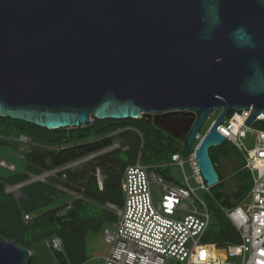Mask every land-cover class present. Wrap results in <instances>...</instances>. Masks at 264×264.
Segmentation results:
<instances>
[{
    "label": "water",
    "instance_id": "1",
    "mask_svg": "<svg viewBox=\"0 0 264 264\" xmlns=\"http://www.w3.org/2000/svg\"><path fill=\"white\" fill-rule=\"evenodd\" d=\"M251 108L246 125L264 113V0H0V117L56 130L199 113L192 152L221 111L195 153L213 185L217 128ZM30 257L0 235V264Z\"/></svg>",
    "mask_w": 264,
    "mask_h": 264
},
{
    "label": "built area",
    "instance_id": "2",
    "mask_svg": "<svg viewBox=\"0 0 264 264\" xmlns=\"http://www.w3.org/2000/svg\"><path fill=\"white\" fill-rule=\"evenodd\" d=\"M230 113L217 130L225 137V142L231 143L243 155L245 168L253 175V187L241 203L234 207L221 206V212L239 232L240 243L219 248L217 244L204 240L212 217L196 190L211 193L221 180L207 185L195 153L216 118L204 133L202 126L192 152L188 148L189 153L185 154L186 142L178 141L181 151L173 154L166 164L180 170L185 187L169 174L162 173L164 164L143 163L141 155L135 163L126 165L121 179L122 204H116L113 211L116 218L103 230V240L109 246L107 253L99 258L104 264H171L172 261L175 264H264V113H260L250 125L245 122L253 114L252 108L234 111L232 115ZM195 114L181 113L185 117ZM207 119H210V115ZM247 138L253 144L252 147L245 141ZM19 141L27 144L32 142L25 135H21ZM186 164L190 167L191 175L185 170ZM68 166L51 169L44 176L66 177ZM7 168L14 171L15 165ZM191 181L198 187L192 186ZM155 185L161 186L165 192L156 193ZM99 187L103 189L100 183ZM10 189L12 192L13 188ZM82 197L76 193L74 200ZM50 244L52 250L64 251L59 237L52 238ZM219 250L224 252L223 263L218 262L215 256Z\"/></svg>",
    "mask_w": 264,
    "mask_h": 264
},
{
    "label": "trees",
    "instance_id": "3",
    "mask_svg": "<svg viewBox=\"0 0 264 264\" xmlns=\"http://www.w3.org/2000/svg\"><path fill=\"white\" fill-rule=\"evenodd\" d=\"M233 112L231 111L230 115ZM176 114L181 115V113ZM155 116L144 114L141 119L127 120H100L92 117L86 125L56 130H48L21 120L0 117L1 135L17 137L25 135L34 143V151L26 154L29 162L26 172L16 173L8 178L6 182L9 184L29 181V173H40L39 167L54 169L112 146L114 140L110 134L120 129H123L120 136L129 143L127 151L115 152L114 157L109 160L110 164L99 166L104 174V188L100 189L95 175L89 176V179L82 185L84 189H79L83 197L65 206L67 211L62 215H58L60 209L58 208L25 220V215L54 203L51 196L61 193L56 188L57 179L51 178L50 184L43 182L29 184L24 188L27 198L19 200L7 193L5 186L0 183V235L7 240H15L30 251L45 238L60 237L64 251L52 250L58 264H90L86 252V235L90 232L99 233L104 225L115 220V213L104 208V205L107 202L122 204L121 179L126 165L135 163L139 155L143 163L167 162L171 160L173 154L181 151L180 144L176 140L185 141L187 144L189 133L175 135L169 129L157 124L154 121ZM182 116L181 120L189 123L187 129L189 132L192 123L199 117V113L194 116ZM2 143L6 142L0 141V144ZM223 145L236 160L235 176H239L240 180L234 194L224 196L223 199L221 198L222 203H219L224 207H234L249 194L243 180L245 177H251V172L245 168L243 155L231 143L224 142L220 146ZM184 153H189L187 145ZM46 159H50L47 165L45 164ZM211 159L215 165L214 159L212 157ZM163 169L161 171L165 174ZM65 174L71 182L83 177L78 178L79 175L70 170H66ZM220 185L221 183L218 186ZM204 240L215 243L221 248L228 244L240 243V235L228 218L222 212H217V222L210 225ZM29 264H40L36 254L31 255Z\"/></svg>",
    "mask_w": 264,
    "mask_h": 264
},
{
    "label": "rangeland",
    "instance_id": "4",
    "mask_svg": "<svg viewBox=\"0 0 264 264\" xmlns=\"http://www.w3.org/2000/svg\"><path fill=\"white\" fill-rule=\"evenodd\" d=\"M221 111H215L212 114H210V119H207L205 123L203 124V131L209 127L212 120L218 118ZM156 114H152L149 116H155ZM160 117H154V121L157 124L162 125L163 127L169 129L172 131L175 135H180L182 133H189L187 129L189 128V123L184 121L181 118L182 115H177L176 117H171L167 115H159ZM195 123V122H194ZM193 123V124H194ZM192 124V127H193ZM131 128V127H130ZM129 128V129H130ZM191 129V128H190ZM123 129H120L114 133H111V137H113V144L112 147L108 149H103V151L92 153L90 155L84 156L80 159H77L76 163L70 162L67 163L69 168L68 170L73 171L77 173L79 176H83L80 179H77L75 182L69 181L66 177H49L47 178L44 176L49 170L46 168L39 167L38 170L40 173H29V183L32 184L35 182H43L46 184L51 183V178H55L58 181V184H62L64 186H57L58 190L61 192L59 195H57L56 198H53L54 203H52L50 206H46L41 209L35 210L34 213L26 215L29 217H25V220H29L32 217L38 216L40 214H43L47 211L53 210V209H59L58 215H62L66 213V207L68 206L72 200H74L75 196V190L79 192L80 188H83L82 185L85 184L86 180L89 179V176L95 175V177L98 179L101 187H104V174L102 173L101 167L99 166H107L110 164V159L114 157L115 152L117 151H127L129 149V143L127 140L122 138L120 136ZM6 143L0 144V160L5 161L7 164L6 167L9 165H15L16 171H9L8 169L0 166V183H4L5 185V191L7 193L12 194L17 200L21 198H27L25 193L19 192V188H22L23 184L15 186L16 188L14 192H11V185L6 184V180L16 173H25L27 169V165L29 164L27 158L23 155L25 154H31L33 150L34 143H23L19 142V136H11L9 139H2ZM249 147H252L253 144L250 143V140L247 138L245 140ZM178 143V140H176ZM112 148V149H111ZM53 150V149H50ZM210 155L214 159L216 169L218 174L220 175L221 179V185L214 188L211 193H206L204 190L197 189L196 194L198 197H200L205 204L208 206L210 213H211V225L215 224L217 222V212H221V204L222 199L226 195H233L234 192L237 190V186L239 183V176H235L236 173V160L233 158L232 155H230L226 149V146H215L210 149ZM98 156V157H97ZM96 157L98 158L96 160ZM100 158V159H99ZM97 161V162H96ZM48 162H50V159L45 160V164L47 165ZM169 161L164 162L162 164L165 165L163 171L165 173L169 174L173 179L177 181V183L183 187L186 186L183 178L182 173L176 166L168 167L166 166ZM185 170L188 175H191V170L188 164L185 165ZM40 178H37L39 177ZM244 184L246 185L249 192L251 191L253 187V175L251 173V177H245L244 178ZM192 186L198 187V185L195 184L194 181H191ZM27 186V185H25ZM22 190V189H21ZM68 190V191H67ZM154 190L156 193H159L160 191L165 192L162 187L155 185ZM70 191V192H69ZM68 192V193H67ZM71 192H73L71 194ZM158 197V194H157ZM222 198V199H221ZM220 202V203H219ZM115 203L107 202L104 205V208L107 210L114 211L115 210ZM65 207V208H64ZM109 223L104 225V227L101 229L99 233L90 232L86 235V252L90 259V264H104L103 260L99 259L100 257L104 256L108 251V244L103 240V230L105 227H107ZM52 239V238H51ZM52 245L50 244V239L45 238L39 243L34 246V249H32L31 254L37 256L38 262L40 264H58L57 260L54 257V251H52ZM171 264H175L174 261L171 262Z\"/></svg>",
    "mask_w": 264,
    "mask_h": 264
},
{
    "label": "flooded vegetation",
    "instance_id": "5",
    "mask_svg": "<svg viewBox=\"0 0 264 264\" xmlns=\"http://www.w3.org/2000/svg\"><path fill=\"white\" fill-rule=\"evenodd\" d=\"M167 116H171V117H176L177 116V114H171V115H167ZM11 136H5V135H1L0 134V141L1 142H4L2 139L4 138V139H9ZM100 139H102V138H100ZM20 142V141H19ZM128 142V141H127ZM110 147H112V146H109V147H107L106 149H108V148H110ZM112 149V148H111ZM103 151V149L102 150H100V151H97V152H102ZM96 153V152H95ZM26 157V154L25 155H23V157ZM98 157V156H97ZM97 157H96V160H97ZM27 160V159H26ZM97 162V161H96ZM49 163V162H48ZM65 165H67V164H65ZM1 166V165H0ZM62 166H64V165H62ZM62 166H60V167H57V168H61ZM4 168H6V167H4ZM100 168V167H99ZM6 169H8V168H6ZM16 166H15V170L13 171V172H15L16 171ZM9 170V169H8ZM51 170V169H50ZM49 170V171H50ZM102 170V169H101ZM10 171V170H9ZM48 171V172H49ZM103 172V171H102ZM62 175H59L58 177H61ZM67 178V177H66ZM70 181V180H69ZM29 183V181H24V182H22V183H18V184H9V183H7L6 182V184H9V185H11V188H15V186H18V185H21V184H23V186H21L22 188H19L20 190H19V192H22V193H25L26 194V192L24 191V188L26 187L25 185H29L28 184ZM3 185H5L4 183H2ZM50 184V183H49ZM64 186V185H62V184H58L57 183V185H56V188L58 189V187L57 186ZM83 187V186H82ZM22 189V190H21ZM80 189H84V188H80ZM15 191V189L14 190H12V192H14ZM75 192L76 193H81L80 191L79 192H77L76 190H75ZM57 197V195H52L51 196V198L53 199V198H56Z\"/></svg>",
    "mask_w": 264,
    "mask_h": 264
},
{
    "label": "bare ground",
    "instance_id": "6",
    "mask_svg": "<svg viewBox=\"0 0 264 264\" xmlns=\"http://www.w3.org/2000/svg\"><path fill=\"white\" fill-rule=\"evenodd\" d=\"M234 123H237L236 120H234ZM0 165L7 166V164L5 162L2 163L1 161H0ZM215 256H216V259L218 260V262H221V263L224 262V252L222 250H219L218 252H216Z\"/></svg>",
    "mask_w": 264,
    "mask_h": 264
},
{
    "label": "clouds",
    "instance_id": "7",
    "mask_svg": "<svg viewBox=\"0 0 264 264\" xmlns=\"http://www.w3.org/2000/svg\"><path fill=\"white\" fill-rule=\"evenodd\" d=\"M3 167V166H2ZM7 168V167H6ZM30 181V180H29ZM104 188V187H103ZM60 238V237H59ZM61 239V238H60ZM51 240V239H50ZM62 241V240H61ZM32 255V254H31Z\"/></svg>",
    "mask_w": 264,
    "mask_h": 264
}]
</instances>
